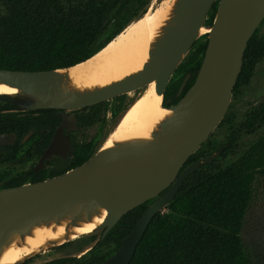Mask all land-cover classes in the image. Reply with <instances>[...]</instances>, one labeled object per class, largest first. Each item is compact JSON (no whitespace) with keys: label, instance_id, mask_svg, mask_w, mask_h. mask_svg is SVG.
I'll return each mask as SVG.
<instances>
[{"label":"water","instance_id":"water-1","mask_svg":"<svg viewBox=\"0 0 264 264\" xmlns=\"http://www.w3.org/2000/svg\"><path fill=\"white\" fill-rule=\"evenodd\" d=\"M214 4L217 13L208 27V44L195 83L178 103L166 107V89L184 57L201 38L200 31ZM263 22L264 0H178L174 16L153 46L150 61L143 70L88 93L70 91L64 86L60 71L75 66L40 72L0 70V84L19 91L14 96L0 95V101L21 112L90 108L156 82L155 90L163 97L164 108L174 113L162 123L160 132L152 135L153 143L118 145L98 151L87 162L61 176L0 191V251L12 235L40 223L63 219L74 210L73 225L83 214L91 218L98 208L108 211V218L95 231H102L103 240L125 215L155 200L117 252L103 263L130 264L155 215L173 201L184 181L201 164L210 163L218 156L185 167L227 113L248 43ZM191 76L184 79L178 95ZM65 126L66 121L42 161L61 144L59 137ZM13 142V135H0V146ZM71 241L68 239L66 243ZM56 246L49 244L22 262Z\"/></svg>","mask_w":264,"mask_h":264},{"label":"trees","instance_id":"trees-1","mask_svg":"<svg viewBox=\"0 0 264 264\" xmlns=\"http://www.w3.org/2000/svg\"><path fill=\"white\" fill-rule=\"evenodd\" d=\"M150 1L7 0V14L0 16V70L54 71L82 64L116 39L135 18L140 19L147 11L140 17L139 13ZM212 10H217V4ZM110 27L114 32L104 38ZM257 32L248 43L234 91L249 83L254 65L264 59V40ZM207 44L196 68L166 90V107L178 103L195 83ZM189 73L192 76L178 95ZM1 110L0 130L16 134V115ZM18 128L22 136L30 125L21 119ZM243 137L252 141L242 146ZM8 149L12 152L13 147ZM220 149V157L235 156V160L226 166L216 159L201 164L171 202L183 208L180 221L175 224L157 213L130 264H253L246 255L242 231L253 201L254 183L258 175H264V101L246 114ZM210 150L208 146L190 157L185 167L211 156ZM25 179H15L6 187H20ZM152 202L125 215L106 241L120 246Z\"/></svg>","mask_w":264,"mask_h":264},{"label":"bare ground","instance_id":"bare-ground-1","mask_svg":"<svg viewBox=\"0 0 264 264\" xmlns=\"http://www.w3.org/2000/svg\"><path fill=\"white\" fill-rule=\"evenodd\" d=\"M177 2L178 0H153L149 10L139 20L130 24L96 56L73 68L60 71L64 76L65 88L79 93L93 92L141 72L150 61L149 53L153 46L160 40L164 28L173 18ZM207 32L209 34L210 29ZM155 87L156 82L142 87L144 89L139 99L125 114L100 152L114 149L118 145L154 142L152 135L160 132L162 123L174 115L164 108L163 97L157 95ZM18 93L17 89L0 84V95L14 96ZM75 212L76 210L63 219L40 223L12 235L0 251V264H17L45 250L49 244L61 246L68 239L76 241L84 235L93 234L109 216L106 209L98 208L91 218L83 214L73 225Z\"/></svg>","mask_w":264,"mask_h":264},{"label":"rangeland","instance_id":"rangeland-1","mask_svg":"<svg viewBox=\"0 0 264 264\" xmlns=\"http://www.w3.org/2000/svg\"><path fill=\"white\" fill-rule=\"evenodd\" d=\"M149 4L143 12L139 13L138 17L149 10V7H151L152 3L150 5ZM6 5L7 0H0V16L7 14ZM216 13L217 10H211V12L209 13L208 19L206 20L204 27L200 31L201 38L196 41L194 47L191 49L188 55L184 57L183 61L173 75L167 89L173 84L177 83L191 69L196 68L198 63L201 61L204 46L208 40L207 30L209 29L208 27L213 24H210V21L215 19ZM112 15L113 13L111 14V16ZM137 20L139 19L135 18L134 21L131 20L132 22L130 21L131 23H129L132 24ZM129 25L125 27L124 31L129 27ZM113 32V27H110L109 30L105 33L104 38H107ZM257 35L260 39L264 40V22L258 28ZM143 89L144 88L130 92V95L129 93L128 95H121L119 98L121 102L117 101L115 103V106H113V110L111 111L109 117L104 118L102 122L99 123L95 128L93 133L87 132L79 136L78 140L81 141L84 145L88 144L91 140L93 141V143H95L92 148H89L87 150V158H91L99 150L101 151L104 146L103 144L106 143V138H109V136L112 134V131L114 132L118 128H116V126L121 115L129 107L131 101L133 105L139 99V95L142 93ZM128 97L131 100H129ZM263 101L264 59L258 61L254 65V71L249 83L245 86H240L235 89L230 106L223 120L210 135L209 139L196 151L195 155H197L201 151H205L208 146H211V156H215L217 152L220 151L219 148L224 144L230 134L234 130H237L243 123L246 114L252 108L260 105ZM120 103H126L125 107L121 111L117 110V107ZM2 104L4 103L0 101V105ZM250 141H252L251 138L243 137L240 141V145L245 146ZM216 160L218 164L226 166L233 160H235V156H229L228 158L217 157ZM29 167L30 164H26L24 166H0V190L3 188L4 182L8 180V178H10L11 176H15L16 174L26 172ZM182 210V207H178L177 205H172L170 203L164 209H162L159 214L161 216L167 217L170 221L177 224L182 217ZM242 239L245 245V252L248 259L253 264H264V175H258L254 183L253 201L245 217ZM115 247L116 246L112 243H105L102 240V231H99L94 232L92 235H84L77 241H71L61 246L52 247L46 252L37 255L35 257V260L32 261L35 263H41L58 258H70L82 255L81 263H86L92 258L108 255L115 249Z\"/></svg>","mask_w":264,"mask_h":264},{"label":"flooded vegetation","instance_id":"flooded-vegetation-1","mask_svg":"<svg viewBox=\"0 0 264 264\" xmlns=\"http://www.w3.org/2000/svg\"><path fill=\"white\" fill-rule=\"evenodd\" d=\"M208 15L206 17V20L208 19ZM213 22L214 20L210 21V24H212ZM119 98L120 96L96 104L90 108L87 107L74 111H67L61 109H42L30 112H21L17 108L11 107L8 104L7 105L9 107H5L6 104L0 105V110L2 109V107H4V110H1L2 113H10L16 115V134L10 130H0V135L9 134L14 136V142L12 144L0 146V166H24L26 164H30V167L26 172H22L20 174H16L15 176H11L10 178H8V180L4 182L3 188L0 191L14 189L7 188L6 185L13 182V180L15 179L17 180L19 178L26 177L24 184L22 185L26 186L29 184L38 183L54 177L61 176L87 162L90 158H87L86 152L89 148H92L95 143H93V141L91 140L88 144L84 145L81 141L78 140V138L84 133H93L98 124L101 123L104 118L109 117L111 111L113 110V106H115V103L117 101L121 102ZM129 100L131 99L129 98ZM125 105L126 103H120L117 107V110L121 111L125 107ZM131 106L132 101L129 107L119 118V122L116 128L119 126V123L121 122L123 116L128 112ZM21 119H24L25 121H27V125H30L29 130L26 131L22 136L21 129L18 128L19 120ZM64 121H66V126L64 127L62 134L59 137L61 144L56 149L55 153H53L49 158H45L42 161L47 149L51 145L56 133L63 125ZM114 132L112 131V134ZM112 134L110 136L108 135L109 138H106L107 141L110 139ZM106 140L105 142H107ZM10 146L13 147L12 152H10V149H8V147ZM8 152L11 154L8 155ZM216 155H218L217 157L221 156V149L219 152H217ZM217 157H215L214 160L217 159ZM37 176H41L43 177V179L41 181L36 180ZM165 193L166 192H164V194ZM106 237L103 238V241L105 243L114 244L116 246L115 249L106 256L92 258L86 263H81L82 255H79L70 258H58L41 263L33 262L35 260V256L22 262L21 264H103L112 255H114L117 252L118 248L121 246H117L113 242L106 241Z\"/></svg>","mask_w":264,"mask_h":264}]
</instances>
